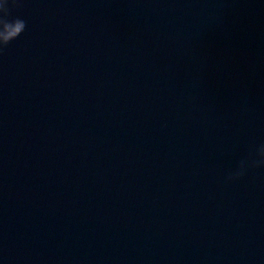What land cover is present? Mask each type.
I'll use <instances>...</instances> for the list:
<instances>
[{
  "label": "water",
  "instance_id": "obj_1",
  "mask_svg": "<svg viewBox=\"0 0 264 264\" xmlns=\"http://www.w3.org/2000/svg\"><path fill=\"white\" fill-rule=\"evenodd\" d=\"M0 51V264H264V0H17Z\"/></svg>",
  "mask_w": 264,
  "mask_h": 264
},
{
  "label": "clouds",
  "instance_id": "obj_2",
  "mask_svg": "<svg viewBox=\"0 0 264 264\" xmlns=\"http://www.w3.org/2000/svg\"><path fill=\"white\" fill-rule=\"evenodd\" d=\"M17 5V0H0V51L12 40L16 39L26 28L25 20L11 16V8ZM264 168V143L256 146L248 155L241 159L234 171L226 180H236L242 177L248 169Z\"/></svg>",
  "mask_w": 264,
  "mask_h": 264
}]
</instances>
